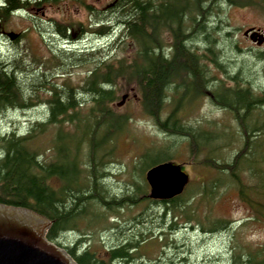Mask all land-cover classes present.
I'll return each mask as SVG.
<instances>
[{
    "label": "rangeland",
    "instance_id": "rangeland-1",
    "mask_svg": "<svg viewBox=\"0 0 264 264\" xmlns=\"http://www.w3.org/2000/svg\"><path fill=\"white\" fill-rule=\"evenodd\" d=\"M113 2L60 0L57 3L31 5L27 10L1 22L0 58L11 64L14 71L21 70L29 77L28 96L32 103L27 105L26 110H0V137L22 136L35 123L48 120L49 106L45 102L48 94L40 82L35 81L41 74L44 73L47 81L55 85L61 86L63 81H69L75 90L84 84L85 77L94 66L93 59L109 52L111 42L118 37V31L111 39L110 34L98 36L94 33L102 24L108 25L113 14L110 12ZM207 7H210L209 10ZM205 10L204 28L195 25L192 36L183 38L185 46L204 57V77L224 80V85L229 87L234 85L231 77L238 73L244 84H249L258 92L264 87V44L256 45L243 33L250 28L264 31V11L256 7L231 6L223 1L213 6L206 4ZM54 22L68 28L64 33L69 39L65 41L62 38ZM186 24L185 19V35L189 32ZM8 33H16L21 37L11 40ZM160 38L165 50H172V33L164 30ZM209 48L218 53L221 68L212 63L211 60L216 56L207 51ZM60 50L65 55L60 62H55L54 59L61 55ZM56 51L59 53L55 54ZM100 51L103 52L99 54ZM131 52L129 47L116 54L122 57ZM93 53L98 54L96 58ZM68 54L74 55V60L68 57L65 61ZM41 61L46 65H58V69H46ZM62 61L64 65L59 68ZM218 80L208 84L211 92L207 89L205 93V88H201L203 84H199L198 95L186 99L181 97L185 93L183 87L176 90L178 85L186 83L180 79L178 72L177 78L166 90L167 102L161 106V121L171 116L172 120H179L181 127L195 131L201 142L199 152L191 147L187 137L163 132L131 94L123 105H117L116 101L110 106L115 115L127 116L125 125L108 136L106 144L96 149L98 151L92 157V147L87 142L92 137L91 132L86 133L85 140L82 139L83 134H77L75 142L81 138L82 188L87 177L89 183L85 192L91 189L92 178L85 170L94 168L102 196L107 201L123 199V202L117 212H110L97 199H93L87 216L77 222L80 232L72 229L59 233L55 241L65 247L75 248V254L88 250L108 261L110 248L116 241L123 244L127 237L137 235L139 238L135 246H139V252L134 255V250H130L131 259L127 264H187L183 260L187 258L188 264H231L233 250L240 249L247 256L264 249V131L255 134L250 152L237 165V177L243 183L242 187L233 183L228 169H216L205 162L206 158H212L218 164L232 165L242 147L246 149L239 121L232 112L211 99L210 95ZM120 88L121 91H128L122 84ZM196 92L193 89V93ZM84 99L86 101L81 112L86 115L92 104L88 98ZM250 118L252 127L256 120L261 125L264 122V107L255 108ZM56 129L54 125L49 126L31 142L30 148L40 151V161L44 163L56 156L53 143L61 139L66 142L65 148L79 156V151L69 146V138L58 137ZM62 129L64 136L66 133L76 134L69 122L63 123ZM103 133L104 130L98 128L96 135L102 136ZM211 133H215L216 137L220 134L224 136L204 142ZM165 159L184 167L190 176L188 191H196L193 194L190 192L185 198L182 196L179 201V204L185 205V201L192 199L188 218L181 210L172 209L169 202L152 200L148 196L145 173L148 168ZM64 175L68 178L76 176L71 167ZM59 180L52 177L51 184L55 188L61 187L64 181ZM208 181L215 184L213 197H204L201 193L202 184ZM126 197H131L134 202L126 200ZM103 215L104 219L99 222V217ZM216 220L221 222L214 228ZM89 221L97 224L89 226ZM137 227L140 229L137 230ZM113 262L117 263L115 260Z\"/></svg>",
    "mask_w": 264,
    "mask_h": 264
},
{
    "label": "trees",
    "instance_id": "trees-1",
    "mask_svg": "<svg viewBox=\"0 0 264 264\" xmlns=\"http://www.w3.org/2000/svg\"><path fill=\"white\" fill-rule=\"evenodd\" d=\"M2 1L3 3L0 2V26L1 22L7 20L18 9L27 10L31 5L57 3L60 0ZM218 1L227 2L231 6L259 7L264 11V0H114L113 10L110 7V12L113 14L108 25L102 24L94 33L98 36L110 34L109 38L111 39L118 31V37L111 42L109 52H105V55L96 58L98 54L93 53L96 58L93 59L94 66L84 79V84L75 90L69 85V81H63L59 86L49 83L45 74H41L35 81H39L44 92L46 89L48 94V98L45 100L49 106L48 120L44 123H35L25 135L0 137L2 151L0 203L31 209L47 218L51 222L47 237L53 241L59 233L72 229L80 232L77 222L87 216V212L94 203L93 199H97L108 211L117 212L123 199L107 201L102 196L94 168L90 171L85 170L92 178L91 189L85 192L89 183L87 177L85 187L82 188L84 181L81 179L83 169L80 168L82 163L79 145L81 138H77V142H75V137L77 134H83L82 139L85 140L86 133L91 132L92 137L87 142L92 147L90 150V157H92L94 152L98 151L96 149L106 144L108 136L116 133L125 125L127 116H124L125 114L115 115L110 106L119 98L120 93L128 92L130 88L140 95L142 110L153 118L163 132L187 137L191 147L199 152L201 142L193 129L181 127L178 121L171 119V116L165 121H161L159 114L161 106L165 102L166 90L177 78L178 72L184 74L180 79L183 82L186 81L185 85L182 84L186 92L192 88L198 90L199 84H203V87L199 86L203 89L212 80L217 81L210 78L206 80L204 65L201 61L203 56L195 53L187 45L185 46L183 38L192 36V32H195V25L204 28L206 4L213 6ZM207 8L209 10L210 7ZM198 16H201L200 19ZM185 19L186 30L189 31L187 35L184 33ZM54 23L56 31L61 34L62 38H65L64 30H68V28L63 24ZM164 30L171 32L174 36L170 58L166 57L168 50H165L161 43L160 37ZM129 47L132 52L128 56H117L116 53L123 52ZM207 51L216 56L211 61L215 66L221 68V61L217 59L218 53L213 52L211 48ZM59 52H54L61 54L54 59L55 62H60L65 55L63 51ZM102 52L100 51L99 54ZM68 55L65 56V61L68 57L70 60H74V55ZM15 63L18 64V62ZM41 63L46 69H58V65H46L42 61ZM63 63L64 61L60 63L59 68L64 65ZM28 80L29 77L23 71H14L11 64L0 58V110L28 108L27 105H31L28 104L32 103L28 96L30 85ZM231 81L234 82L231 87H226L223 81L219 82L212 90L211 99L214 103L232 112L239 121L246 149L242 147L240 153L233 159L232 165L218 164L212 158H206L205 162L216 169H228L233 183L242 187L243 183L237 177V165L240 159L250 152L255 142L253 138L256 139L255 134L264 131V122L259 125L256 120L252 127V118H250L255 108L264 107V87L255 92L253 87L247 83L244 84L239 79L238 73L231 77ZM121 84L128 91H121ZM209 91L211 92L210 87ZM84 98H88L92 104L86 115L81 112V107L86 101ZM65 122H69L74 127L76 134L66 133L67 135L64 136L62 124ZM52 125L57 128L58 137L66 138L67 136L69 138V146H74L79 151V156L65 148L66 142L61 139L53 143L52 148L56 151L53 160L48 163L40 161V151L30 148L31 142ZM98 128H101V131L104 130L102 136L96 135ZM222 136L224 135L220 134L216 137L215 133H211V136L205 137L204 142H211L214 139L222 138ZM72 157L73 160H71ZM70 167L75 172V177L68 178L67 175H64ZM52 177L64 181V185L55 188L51 184ZM240 187V192H242ZM201 193L204 197L213 195L212 182L202 184ZM126 200L134 202L131 197H126ZM179 201L180 198H175L169 202L171 208L181 210L184 216L187 214L186 218H188L191 213L189 209L192 199L185 201V205L179 204ZM262 213L264 214V212ZM99 219L101 222L104 215ZM94 224L97 222H88L89 226ZM139 229L137 227V230ZM138 238L137 235L129 236L123 240L125 242L123 244L116 241L111 247L110 260L117 261L116 264H127L131 259L130 250H134V255L138 253V247L135 246ZM74 250L71 249L69 253L78 264H106L105 261L97 259L88 250L79 256L75 255ZM233 251L231 264H264V249H258L254 255L247 256L243 255V251L240 249ZM183 260L188 264V258Z\"/></svg>",
    "mask_w": 264,
    "mask_h": 264
},
{
    "label": "water",
    "instance_id": "water-1",
    "mask_svg": "<svg viewBox=\"0 0 264 264\" xmlns=\"http://www.w3.org/2000/svg\"><path fill=\"white\" fill-rule=\"evenodd\" d=\"M244 33L256 41L258 32ZM11 38L15 35L10 34ZM263 38L258 39L260 45ZM150 197L168 200L179 195L188 176L172 163H162L146 173ZM50 222L42 215L21 207L0 204V264H77L64 249L46 237Z\"/></svg>",
    "mask_w": 264,
    "mask_h": 264
},
{
    "label": "bare ground",
    "instance_id": "bare-ground-1",
    "mask_svg": "<svg viewBox=\"0 0 264 264\" xmlns=\"http://www.w3.org/2000/svg\"><path fill=\"white\" fill-rule=\"evenodd\" d=\"M237 3V2H236ZM3 37V36H2ZM237 66V65H236ZM40 100V99H39ZM28 104H30V103H28Z\"/></svg>",
    "mask_w": 264,
    "mask_h": 264
}]
</instances>
